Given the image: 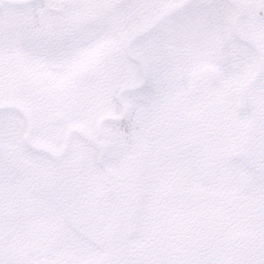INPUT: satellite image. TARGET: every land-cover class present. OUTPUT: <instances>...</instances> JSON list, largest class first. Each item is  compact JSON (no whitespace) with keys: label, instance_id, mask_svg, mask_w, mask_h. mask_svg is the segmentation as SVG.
Returning a JSON list of instances; mask_svg holds the SVG:
<instances>
[{"label":"snow or ice","instance_id":"obj_1","mask_svg":"<svg viewBox=\"0 0 264 264\" xmlns=\"http://www.w3.org/2000/svg\"><path fill=\"white\" fill-rule=\"evenodd\" d=\"M0 264H264V0H0Z\"/></svg>","mask_w":264,"mask_h":264}]
</instances>
